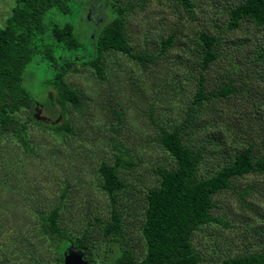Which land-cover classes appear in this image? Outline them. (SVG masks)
<instances>
[{
    "label": "rangeland",
    "instance_id": "374dc122",
    "mask_svg": "<svg viewBox=\"0 0 264 264\" xmlns=\"http://www.w3.org/2000/svg\"><path fill=\"white\" fill-rule=\"evenodd\" d=\"M15 1L0 0L1 27L6 24ZM191 1L196 8L186 14L176 0H122L132 6L127 15V30L136 52L156 55L159 42L174 32L178 34L175 46L149 62H138L120 53L110 55L104 79L96 77L90 69L74 68L67 76V83L79 89L86 100L81 109L69 111L67 120L72 122V134L62 137L47 127L56 120L61 122L62 116L43 88L48 73L43 66L28 65L23 85L43 106L40 115L53 124H36L23 111L18 116L26 123L24 140L13 132L0 134V264H31L28 247L36 255L32 264L55 260L56 254L47 249L48 240L38 232L36 222L40 212L47 213L58 205L59 195L65 191L61 226L75 235L89 226L92 261L94 264L109 261V256L117 252L118 241L107 243L101 232L103 225L110 222L112 209L100 188L97 168L101 162L113 163L123 152L127 153L123 156L128 158V166L119 171L127 184L126 191L117 197L116 208L122 221L120 245L129 248L135 259L143 258L145 242L141 229L145 196L158 183V167L171 161L156 142L159 128L180 120L197 88L199 69L193 68L197 57L189 50L184 55L182 60L191 65L185 73L176 54L184 47V41L194 38L193 34L224 26L229 8L240 0ZM88 2L75 0L68 17L77 32L83 34L90 31L91 25L82 22L76 11ZM242 25L239 32L242 39L249 37L256 44H264V29ZM224 50V54L236 55L233 49ZM229 71L236 73L238 65L221 58L205 73L206 87L217 88ZM176 77L182 79L185 88L179 94L168 85ZM245 81L248 83L244 86L237 84V96L215 102L218 112L214 120L204 115L197 121L204 131L196 130L194 140L213 135L214 125L228 128L224 136L230 147L234 146L233 140L242 144L241 138L253 132L248 131L253 124L251 120L254 122L257 116L253 108L264 106V86L257 79ZM114 112L121 114V118ZM35 113L33 109V117ZM219 157V154L215 156ZM205 165L212 167L210 163ZM245 185L253 186L245 198L240 197L241 189L214 197L217 208L212 210V215L222 218L225 224H208L195 232L192 243L201 254V264H218L246 250L264 248V175H251L236 182L238 189Z\"/></svg>",
    "mask_w": 264,
    "mask_h": 264
},
{
    "label": "trees",
    "instance_id": "16d2710c",
    "mask_svg": "<svg viewBox=\"0 0 264 264\" xmlns=\"http://www.w3.org/2000/svg\"><path fill=\"white\" fill-rule=\"evenodd\" d=\"M74 1L16 0L6 24L0 26V134L13 132L24 140L26 123L18 116L23 111L30 121L45 124L36 121L31 114L37 101L23 85L29 64L35 68L43 66L48 73L43 88L52 104L57 106L62 121L47 127L63 137L73 133L72 122L67 120L69 111L81 109L86 100L79 89L67 83V76L74 68L90 69L96 77L104 79L110 55L120 53L138 62H149L175 46L178 34L174 32L159 42L156 55L136 52L127 30V15L132 6L122 0H90V4H82L76 13L82 22L92 27L88 33L77 32L73 21H68ZM176 1L186 14L196 8L191 0ZM93 16L97 25L93 23ZM227 17L224 26L193 34L194 38L184 41V47L176 54L185 73L191 65L182 60L184 55L189 50L197 57L193 66L199 69L197 88L180 120L159 128L156 142L171 161L169 165L158 167V183L145 196L141 229L145 253L140 260L135 259L129 248L120 245L122 221L116 207L118 194L127 189L119 172L128 166V158L123 156L127 153L117 155L113 163L101 162L97 168L100 188L112 209L110 222L103 225L101 232L107 243L118 241L116 254L109 256L110 260L104 264H201V254L192 243L195 232L208 224H225L222 218L212 215V210L217 208L214 197L221 192L241 189L240 197L245 198L253 186L238 189L236 182L251 175H264V106L253 108L257 116L254 122L251 120L253 124L248 131L254 133L243 136L242 144L233 140L234 146H227L224 135L228 128L224 130L215 125L211 131L213 135L192 138L194 133L204 131L197 124L202 116L209 115L213 120L217 117L215 102L237 96V84L244 86L248 83L245 80L257 79L264 86V44L239 36L242 23L264 29V0H240L229 8ZM226 47L235 50L236 55L224 54ZM221 58L237 64L238 71H229L230 75H225L217 88L209 89L205 85V73ZM168 85L178 94L185 89L178 77L172 78ZM114 113L121 118V114ZM218 154L220 157L215 158ZM66 194L65 191L59 195L61 201L49 212H40V221L36 222L38 232L48 240L47 249L56 254L54 261L39 264H64L68 252L81 253L87 264H94L89 254L93 247L89 226L75 235L60 224ZM34 254L35 251L28 247L31 264L36 258ZM218 264H264V248L246 250Z\"/></svg>",
    "mask_w": 264,
    "mask_h": 264
},
{
    "label": "water",
    "instance_id": "95a60500",
    "mask_svg": "<svg viewBox=\"0 0 264 264\" xmlns=\"http://www.w3.org/2000/svg\"><path fill=\"white\" fill-rule=\"evenodd\" d=\"M40 114H41L40 111H37L34 114V119L36 121H40V122L46 121L47 118L45 116H41ZM55 123H58V120H56ZM82 256L83 255L81 253H78V252H68L65 254L64 264H87L83 260Z\"/></svg>",
    "mask_w": 264,
    "mask_h": 264
},
{
    "label": "flooded vegetation",
    "instance_id": "af4514ba",
    "mask_svg": "<svg viewBox=\"0 0 264 264\" xmlns=\"http://www.w3.org/2000/svg\"><path fill=\"white\" fill-rule=\"evenodd\" d=\"M95 12H97V11H95ZM92 20H93V23H94V22H95V24L97 23V22H96V17H95V16H93ZM96 25H97V24H96ZM33 109H34L36 112H37V111H40V113H42L43 106L40 105V104H38V103H36ZM59 116H60V115H59ZM46 118H47V117H46ZM44 123H45V124H48V123L53 124L49 118H47V120L44 121ZM54 123H55V122H54Z\"/></svg>",
    "mask_w": 264,
    "mask_h": 264
}]
</instances>
